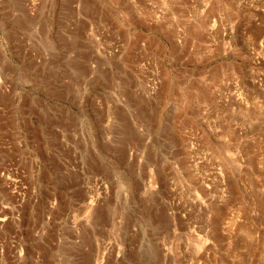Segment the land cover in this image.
Wrapping results in <instances>:
<instances>
[{
  "label": "rangeland",
  "instance_id": "obj_1",
  "mask_svg": "<svg viewBox=\"0 0 264 264\" xmlns=\"http://www.w3.org/2000/svg\"><path fill=\"white\" fill-rule=\"evenodd\" d=\"M0 264H264V0H0Z\"/></svg>",
  "mask_w": 264,
  "mask_h": 264
},
{
  "label": "bare ground",
  "instance_id": "obj_2",
  "mask_svg": "<svg viewBox=\"0 0 264 264\" xmlns=\"http://www.w3.org/2000/svg\"><path fill=\"white\" fill-rule=\"evenodd\" d=\"M62 45V44H61ZM74 46V45H73ZM82 65V64H81ZM85 66V65H84ZM102 83H103V81H102Z\"/></svg>",
  "mask_w": 264,
  "mask_h": 264
}]
</instances>
